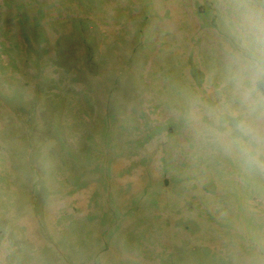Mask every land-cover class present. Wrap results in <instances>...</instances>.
<instances>
[{
	"label": "rangeland",
	"instance_id": "1",
	"mask_svg": "<svg viewBox=\"0 0 264 264\" xmlns=\"http://www.w3.org/2000/svg\"><path fill=\"white\" fill-rule=\"evenodd\" d=\"M221 0H0V264H264V178L196 140Z\"/></svg>",
	"mask_w": 264,
	"mask_h": 264
},
{
	"label": "clouds",
	"instance_id": "2",
	"mask_svg": "<svg viewBox=\"0 0 264 264\" xmlns=\"http://www.w3.org/2000/svg\"><path fill=\"white\" fill-rule=\"evenodd\" d=\"M221 4L213 102L194 96L187 120L205 150L264 178V0Z\"/></svg>",
	"mask_w": 264,
	"mask_h": 264
}]
</instances>
